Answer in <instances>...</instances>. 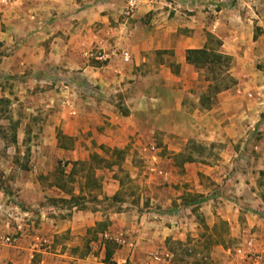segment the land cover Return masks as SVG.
<instances>
[{"label": "crops", "instance_id": "0c3cea01", "mask_svg": "<svg viewBox=\"0 0 264 264\" xmlns=\"http://www.w3.org/2000/svg\"><path fill=\"white\" fill-rule=\"evenodd\" d=\"M127 1L7 0L0 5V97L17 107L15 113L1 119L6 124L13 121L15 126V139L6 143L3 151L26 147L40 154L38 165L53 167L62 158L70 162L88 159L91 141L124 149L129 138L144 137L139 112L152 114L155 109L162 119L171 120L174 114L182 119L188 115L187 106L195 103L192 117H196L201 112L200 94L208 82L202 83L199 71L186 62V51L207 46L209 34L222 42L220 52L240 65L236 74L239 86L217 95L223 119L228 121L220 135L228 142L242 134L246 121L262 120L264 83L257 84L250 77L260 72L246 66L245 58L253 56L257 42L264 40V0H162L154 4L140 0L135 14L126 19L121 13ZM213 3L215 10L209 8ZM94 50L103 52L106 60L90 63L86 52ZM121 50L130 53L129 63L121 61ZM59 77H67V90L57 91V85H50ZM243 85L257 89L258 96L249 99V94L241 91ZM94 86L101 93L97 98L86 94ZM118 100L125 114L114 106ZM22 102H27L31 111L51 109L43 116L42 129H25ZM203 112L208 120L213 116L212 111ZM57 131L71 139V146L59 145ZM233 153L228 146L226 154ZM102 183L107 195H114L119 188L115 180ZM211 183L213 187L225 184L242 201L263 203L247 180L215 179ZM82 190L78 187L73 194H64L56 181L44 186L40 180H0V228L6 233L14 231V223L6 225L11 211L29 218L18 242L0 247V264H97L104 248L95 259L81 250L86 234L103 221L102 213L75 207L63 212L55 205L59 198L85 195ZM145 190L150 193L151 205L171 206L174 198L150 184ZM168 213L155 220L158 214L151 210L111 213L109 230L125 232L133 244L115 251L116 264H152L150 253L166 249L167 238L183 241L185 226L165 224L180 218L182 211ZM218 215L229 223L239 217V213L225 210ZM243 216L239 232L246 236L245 246L251 243L264 254V217ZM96 245L90 242L93 250L98 249Z\"/></svg>", "mask_w": 264, "mask_h": 264}, {"label": "rangeland", "instance_id": "374dc122", "mask_svg": "<svg viewBox=\"0 0 264 264\" xmlns=\"http://www.w3.org/2000/svg\"><path fill=\"white\" fill-rule=\"evenodd\" d=\"M147 1L151 3V0ZM158 1L162 0H155L152 3ZM121 16L124 18L122 13ZM259 35L258 32L257 37ZM257 44L260 45L255 47L253 56L245 58V64L255 72H260L258 76L250 75L258 84V81L264 83V40ZM123 52L124 50H121L119 54ZM97 61L95 58H90L92 64H97ZM239 66L232 57L231 67L226 76L230 77L235 84L229 89L235 90L240 84V79L236 76ZM199 73L201 76L199 80L202 83L205 82L206 72L199 70ZM66 78L59 77L58 80L54 79L55 81L52 79L51 82H53H50V85H57V91L67 90ZM229 83L230 81H227V84ZM98 89L94 86L87 90L86 94L97 98L101 94ZM74 90L73 88V92ZM241 91L249 94L247 96L249 99H254L259 93L257 89H247L244 85ZM218 94L214 95L207 89L202 91L199 101L202 115L198 113L196 117H192L197 107L195 103L187 106L188 115L185 114L182 119L176 118L175 114L171 120L162 119L155 109L152 110V114L139 112V120L145 128V131L143 128L140 130L144 137L129 138L130 141L124 149H111L91 141L92 152L89 153L88 159L70 162L62 158L53 167L38 165L36 162L40 154L26 147L16 151L13 149L3 151L4 145L15 139V126L13 121L6 124L1 122V119L15 113L17 107L12 106L11 101L0 97V180H40L44 186L56 181L62 186L59 190L64 194L69 192L73 194L75 189L82 188L85 195H75L79 198L77 209L91 208L103 215V221L97 223L92 231L86 234L87 242L81 250V253H92L95 259L104 248L103 256L98 258L96 263L116 264L113 254L119 247H123L113 240L101 238L104 233L118 234L108 228L109 215L134 209L140 212L145 210L156 212L158 215L154 220L160 217L159 214L168 215L170 211H182L180 218L165 224L185 226V238L181 241L172 240L169 237L164 241L166 249L156 250L158 253L169 252L173 255L169 264H238L237 255L245 249L246 236L239 232V228L245 221L243 214L264 217V175H260L264 172V108L262 120L244 122L246 127L242 134L227 142L220 135V129L228 121L223 119L224 112L217 99ZM202 95L206 98L204 104L201 102ZM117 102L114 106L125 114L123 109L125 107L119 100ZM22 105L25 129H42L45 125V122H41L43 116H46L51 109L38 107L31 111L29 108L31 106L27 102H22ZM202 109L212 111L213 116L209 120L203 117L206 113ZM26 138L31 139L30 136ZM57 138L59 145L65 148L72 144L71 139L63 136L61 131H57ZM228 146L234 151L232 155L226 154ZM95 149L99 153L95 152ZM61 170L63 174L60 173ZM215 179L247 180L248 187L261 197L263 203L242 201L239 195L229 192L225 184L213 187L211 180ZM106 180H115L119 183V188L114 195L111 192L107 195L108 191L102 190V182ZM149 184L160 193L174 198L171 206L162 208L160 205H151L148 196L150 193L145 190ZM253 198L255 201L254 196ZM65 200L59 198L55 203L63 212L74 208ZM9 202L11 201H8L7 205ZM15 202L13 201L12 205ZM185 209L190 210L191 213L185 212ZM224 210L229 214L239 213V217H235V221L230 223L224 221L218 215V212H224ZM11 213L14 216H20L12 211ZM21 218L26 228L29 218L25 216ZM122 234L128 241L129 235L125 232ZM91 241L96 242L97 250L90 247ZM110 252L112 253L108 257ZM153 253H150V258ZM149 262L155 264L151 259Z\"/></svg>", "mask_w": 264, "mask_h": 264}, {"label": "built area", "instance_id": "2783aa9c", "mask_svg": "<svg viewBox=\"0 0 264 264\" xmlns=\"http://www.w3.org/2000/svg\"><path fill=\"white\" fill-rule=\"evenodd\" d=\"M155 0H151L150 2H154ZM7 3V0H0V5H5ZM140 5V0H128L125 7L122 10V15L124 18L128 19L131 18L135 12L137 11L138 7ZM210 9L215 10L216 7L214 4L209 5ZM86 56L88 58H95L99 61L106 60V56L103 52H93L88 51L86 52ZM121 61L123 63H128L131 61V55L129 52L124 51L120 54ZM65 83H68V81L65 79ZM67 84H65L66 86ZM0 211H2V207H0ZM6 217L8 218V221L6 225L11 226V223H14V231L12 233H6L0 228V247H8L13 246L18 242L21 235L25 232V225L22 222V218L20 216H14L11 212L7 213ZM104 240H113L116 243L120 245H126L128 247H133V244L128 242L123 238L122 233L110 235L108 233H104L101 237ZM151 261L155 264H168L171 262L173 255L169 252L164 253H158L154 252L151 255ZM237 259L239 264H264V254L257 252L253 249L252 244L248 243L245 246V249L243 251H240L237 255ZM97 264H106L104 262L97 263Z\"/></svg>", "mask_w": 264, "mask_h": 264}, {"label": "trees", "instance_id": "16d2710c", "mask_svg": "<svg viewBox=\"0 0 264 264\" xmlns=\"http://www.w3.org/2000/svg\"><path fill=\"white\" fill-rule=\"evenodd\" d=\"M221 46L222 42L215 36L209 34L207 46L202 49L186 51V62L193 66L196 70H203L206 72L207 75L204 80L208 82L207 91L214 95L224 90H228L232 85L235 84L234 81L230 79V77L226 76L231 67L232 57L220 52ZM227 81H230V83L227 84ZM203 97L204 96L202 95L201 102L204 104L206 98ZM60 173L63 174L62 170ZM260 175H264V172H261ZM57 187L60 189L62 186L57 183ZM69 194H71V192H69ZM77 199L79 198L71 196L69 200L65 201L71 204L72 207L77 208L79 205V201L77 202ZM195 201L198 202L199 200ZM81 209L85 208L83 207ZM111 253L112 252L108 254V257H110Z\"/></svg>", "mask_w": 264, "mask_h": 264}]
</instances>
